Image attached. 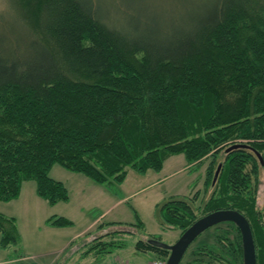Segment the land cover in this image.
I'll return each mask as SVG.
<instances>
[{"label": "trees", "instance_id": "16d2710c", "mask_svg": "<svg viewBox=\"0 0 264 264\" xmlns=\"http://www.w3.org/2000/svg\"><path fill=\"white\" fill-rule=\"evenodd\" d=\"M11 2L28 40L13 46L0 34V200L34 180L50 204L67 201L66 185L50 176L55 164L110 188L128 167L161 171L178 154L189 166L209 160L205 191H213L202 212L190 199H171L158 207L160 224L183 233L210 212L238 210L264 264V0H207L163 26L111 20L97 0ZM240 142L250 147L222 159ZM47 223L73 221L55 215ZM123 232L95 238L83 259L125 248ZM205 232L190 264H244L235 223ZM0 235L4 248L21 242L14 217L0 213ZM148 236L136 249L167 258L168 249L149 243L161 238Z\"/></svg>", "mask_w": 264, "mask_h": 264}, {"label": "rangeland", "instance_id": "374dc122", "mask_svg": "<svg viewBox=\"0 0 264 264\" xmlns=\"http://www.w3.org/2000/svg\"><path fill=\"white\" fill-rule=\"evenodd\" d=\"M97 1L101 11L111 20L139 22L141 25L153 22L163 26L180 22L189 7L207 0ZM19 20L11 0H0V34L6 36L11 45L20 44L23 47L28 35ZM226 149L221 152L222 159ZM208 164L209 160H206L200 166H189L184 154L173 155L167 158L161 171L150 169L139 173L128 167L124 181L110 188L82 173L55 164L50 176L66 185L69 191L67 201L50 204L37 194L34 180L23 183L17 198L0 200V213L14 217L22 235L17 245L4 248L0 244V264H56L58 251L71 243L64 254L68 259H74L67 264H80L81 260L82 264H152L157 256L153 252L136 249V242L147 240L148 234L159 236L168 245L179 239L183 234L180 230L163 228L160 224L158 207L171 199H190L193 208L200 214L213 191V187L205 191ZM260 179L258 205L264 217L263 167ZM55 215L69 218L73 224L67 227L48 224L47 220ZM138 219L143 222L144 228L138 226ZM111 222L117 223L109 225ZM116 230L125 231L120 236L127 241L125 248L104 255L97 261L94 255L83 259V253L95 238ZM205 238L206 232L195 239L181 264L192 263L193 249ZM22 257L16 263L9 261Z\"/></svg>", "mask_w": 264, "mask_h": 264}, {"label": "water", "instance_id": "95a60500", "mask_svg": "<svg viewBox=\"0 0 264 264\" xmlns=\"http://www.w3.org/2000/svg\"><path fill=\"white\" fill-rule=\"evenodd\" d=\"M249 147L250 146L246 143H236L228 147L226 152H230L234 149H246ZM258 155L260 154L258 153ZM220 169L221 165L216 171L214 183L218 178ZM223 222H233L240 229L242 235L244 264H257L256 245L250 222L245 215L234 209L216 210L197 219L172 245L165 244L157 239H149V243L170 251L166 264H180L187 249L199 235L210 227Z\"/></svg>", "mask_w": 264, "mask_h": 264}, {"label": "crops", "instance_id": "0c3cea01", "mask_svg": "<svg viewBox=\"0 0 264 264\" xmlns=\"http://www.w3.org/2000/svg\"><path fill=\"white\" fill-rule=\"evenodd\" d=\"M18 228H19V227H18ZM19 230H20V229H19ZM20 233H21V231H20ZM71 244H72V243H71ZM71 244H70V245H71ZM70 245H67L66 247H63L62 249H60V250L58 251L57 257H59V259H58V261H57L56 264H67L68 261L74 259V258L68 259V258L65 256V254H64V252H66V251L68 250V248H69ZM23 258H24V257H22V258H17V259H11V260H9V261H12V263H16V262H18L19 259H23ZM50 263H52V262H50ZM35 264H36V263H35ZM46 264H47V263H46ZM80 264H82V260L80 261ZM83 264H87V263H83ZM112 264H115V263H112Z\"/></svg>", "mask_w": 264, "mask_h": 264}, {"label": "built area", "instance_id": "2783aa9c", "mask_svg": "<svg viewBox=\"0 0 264 264\" xmlns=\"http://www.w3.org/2000/svg\"><path fill=\"white\" fill-rule=\"evenodd\" d=\"M123 264V263H120ZM152 264H166V261L164 259H157L152 262Z\"/></svg>", "mask_w": 264, "mask_h": 264}, {"label": "flooded vegetation", "instance_id": "af4514ba", "mask_svg": "<svg viewBox=\"0 0 264 264\" xmlns=\"http://www.w3.org/2000/svg\"><path fill=\"white\" fill-rule=\"evenodd\" d=\"M264 162H263V160H262V164H263ZM264 165V164H263ZM205 216V215H204ZM252 228V227H251ZM252 232H253V230H252ZM254 235V234H253ZM244 258V257H243Z\"/></svg>", "mask_w": 264, "mask_h": 264}]
</instances>
